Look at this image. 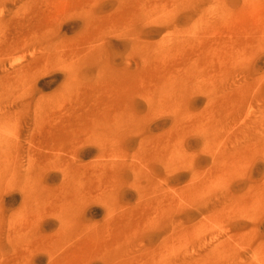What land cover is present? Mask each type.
<instances>
[{"label": "rangeland", "instance_id": "rangeland-1", "mask_svg": "<svg viewBox=\"0 0 264 264\" xmlns=\"http://www.w3.org/2000/svg\"><path fill=\"white\" fill-rule=\"evenodd\" d=\"M0 264H264V0H0Z\"/></svg>", "mask_w": 264, "mask_h": 264}]
</instances>
